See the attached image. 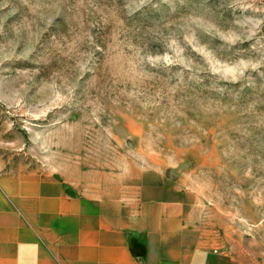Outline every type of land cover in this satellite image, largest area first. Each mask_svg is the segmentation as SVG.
<instances>
[{
    "label": "rangeland",
    "instance_id": "rangeland-1",
    "mask_svg": "<svg viewBox=\"0 0 264 264\" xmlns=\"http://www.w3.org/2000/svg\"><path fill=\"white\" fill-rule=\"evenodd\" d=\"M78 166L162 169L264 264V0H0V176Z\"/></svg>",
    "mask_w": 264,
    "mask_h": 264
},
{
    "label": "crops",
    "instance_id": "crops-1",
    "mask_svg": "<svg viewBox=\"0 0 264 264\" xmlns=\"http://www.w3.org/2000/svg\"><path fill=\"white\" fill-rule=\"evenodd\" d=\"M64 171L0 176V264H246L243 241L162 169Z\"/></svg>",
    "mask_w": 264,
    "mask_h": 264
}]
</instances>
